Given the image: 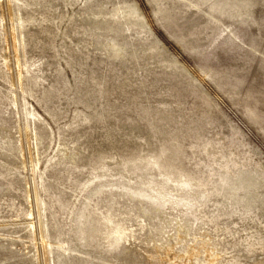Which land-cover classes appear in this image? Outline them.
<instances>
[{
	"label": "rangeland",
	"instance_id": "obj_1",
	"mask_svg": "<svg viewBox=\"0 0 264 264\" xmlns=\"http://www.w3.org/2000/svg\"><path fill=\"white\" fill-rule=\"evenodd\" d=\"M0 264H264V0H0Z\"/></svg>",
	"mask_w": 264,
	"mask_h": 264
}]
</instances>
